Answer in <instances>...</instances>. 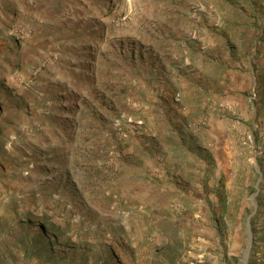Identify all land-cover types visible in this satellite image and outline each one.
<instances>
[{
  "label": "rangeland",
  "instance_id": "rangeland-1",
  "mask_svg": "<svg viewBox=\"0 0 264 264\" xmlns=\"http://www.w3.org/2000/svg\"><path fill=\"white\" fill-rule=\"evenodd\" d=\"M0 264H264V0H0Z\"/></svg>",
  "mask_w": 264,
  "mask_h": 264
},
{
  "label": "crops",
  "instance_id": "crops-1",
  "mask_svg": "<svg viewBox=\"0 0 264 264\" xmlns=\"http://www.w3.org/2000/svg\"><path fill=\"white\" fill-rule=\"evenodd\" d=\"M158 85H160V84H158Z\"/></svg>",
  "mask_w": 264,
  "mask_h": 264
}]
</instances>
